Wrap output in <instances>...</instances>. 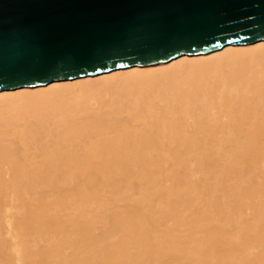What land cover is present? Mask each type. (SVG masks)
Returning a JSON list of instances; mask_svg holds the SVG:
<instances>
[{"label":"bare ground","instance_id":"obj_1","mask_svg":"<svg viewBox=\"0 0 264 264\" xmlns=\"http://www.w3.org/2000/svg\"><path fill=\"white\" fill-rule=\"evenodd\" d=\"M0 264H264V40L1 90Z\"/></svg>","mask_w":264,"mask_h":264},{"label":"water","instance_id":"obj_2","mask_svg":"<svg viewBox=\"0 0 264 264\" xmlns=\"http://www.w3.org/2000/svg\"><path fill=\"white\" fill-rule=\"evenodd\" d=\"M264 40V0H0V91Z\"/></svg>","mask_w":264,"mask_h":264},{"label":"rangeland","instance_id":"obj_3","mask_svg":"<svg viewBox=\"0 0 264 264\" xmlns=\"http://www.w3.org/2000/svg\"><path fill=\"white\" fill-rule=\"evenodd\" d=\"M100 86V85H99ZM99 88V87H98Z\"/></svg>","mask_w":264,"mask_h":264}]
</instances>
